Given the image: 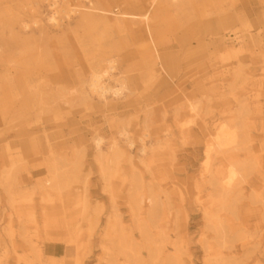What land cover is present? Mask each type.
<instances>
[{"label":"rangeland","instance_id":"rangeland-1","mask_svg":"<svg viewBox=\"0 0 264 264\" xmlns=\"http://www.w3.org/2000/svg\"><path fill=\"white\" fill-rule=\"evenodd\" d=\"M53 1L0 0V264H264V0Z\"/></svg>","mask_w":264,"mask_h":264},{"label":"bare ground","instance_id":"bare-ground-1","mask_svg":"<svg viewBox=\"0 0 264 264\" xmlns=\"http://www.w3.org/2000/svg\"><path fill=\"white\" fill-rule=\"evenodd\" d=\"M155 1L156 0H151V2H150L151 6L154 5ZM89 4L91 5V2ZM91 10H92V12H95L96 14L99 13L100 15L101 14H104V15H109L110 14L109 11L103 10V9L93 8ZM73 11H74V9H73ZM68 12H69V10H68ZM51 14H53V13H51ZM67 15H68V13H67ZM115 18H116V20H122V19L124 20V19H127V18H131V20H140V21H142L144 23V25H145V27H147V29H149V23H151L150 22V20H151L150 12H146V13H144L142 15L121 13L119 15L116 14ZM48 20H49V18H48ZM56 20L57 19H56L55 15L53 14L50 17V21L51 22H55ZM148 39H149V41L153 42V38H152L151 34H149V38ZM155 50H156V48H155ZM157 56H158V51H157ZM114 69H115V64H114L113 60L108 61L107 70H106L105 73H107V72H111L112 73L114 71ZM116 83L117 84H115L114 86L109 85L108 83L105 82L103 74L97 73V72H93L91 74V77H90V80H89V89L93 93H97L102 98L106 99V95L108 93L113 92L115 94H119L124 89L127 88V83L125 81H116ZM190 101H189V103H191ZM188 108H189L190 114L194 113L196 111V106L193 105V104H190L188 106ZM192 121H193V119H189L186 123H191ZM184 122H183V124H184ZM124 135L126 137H129L128 133H125ZM231 136H232V132L230 131L229 127L226 124L220 125L214 135H209L207 137V139H206L207 149L208 150L216 149L218 151H224L226 148H228L230 146H231V148L236 147L235 146L236 145V141H234V137H231ZM100 141L101 140L99 139L98 142H100ZM132 143L133 142H131L130 144H132ZM143 152H145V149H143ZM209 158H210V156H209V152H208L207 153V160H209ZM239 166L242 167L243 165L239 164ZM243 167H246V165H244ZM235 172H236V170L233 171V175L235 174ZM153 205H156V202ZM153 214H154V211H153ZM153 216H155V215H153Z\"/></svg>","mask_w":264,"mask_h":264},{"label":"built area","instance_id":"built-area-1","mask_svg":"<svg viewBox=\"0 0 264 264\" xmlns=\"http://www.w3.org/2000/svg\"><path fill=\"white\" fill-rule=\"evenodd\" d=\"M55 1V0H54ZM53 1V2H54ZM66 0H57V2H59V3H64ZM48 7H49V5H48ZM49 9V15L54 11V9H50V8H48Z\"/></svg>","mask_w":264,"mask_h":264}]
</instances>
